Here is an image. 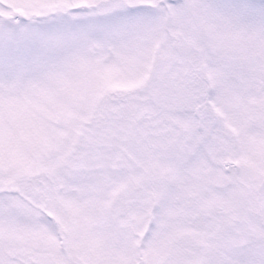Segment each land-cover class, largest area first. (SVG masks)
<instances>
[{
	"label": "snow or ice",
	"instance_id": "snow-or-ice-1",
	"mask_svg": "<svg viewBox=\"0 0 264 264\" xmlns=\"http://www.w3.org/2000/svg\"><path fill=\"white\" fill-rule=\"evenodd\" d=\"M0 264H264V0H0Z\"/></svg>",
	"mask_w": 264,
	"mask_h": 264
}]
</instances>
